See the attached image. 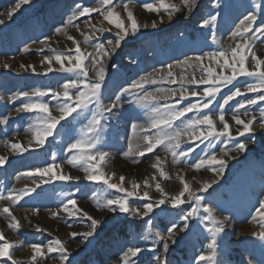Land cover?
<instances>
[{"label": "rangeland", "instance_id": "rangeland-1", "mask_svg": "<svg viewBox=\"0 0 264 264\" xmlns=\"http://www.w3.org/2000/svg\"><path fill=\"white\" fill-rule=\"evenodd\" d=\"M16 2L17 0H0V19L4 20V23L0 24V119L12 113L7 124H0V155H8L6 163L0 165V194L7 195L10 190H16L19 194V190L26 187H33L35 191L12 206V212L21 224L19 229L10 228V217L0 215V231L7 240L17 242L16 246L9 250L10 254L21 264H28L32 255L31 244L47 245L54 238L59 237L66 242L70 252L66 264H121L120 256L128 247L144 249L134 258L136 264H155L153 258L162 251V244L155 242L154 232L158 230L167 235V228L173 223L182 227L184 222L179 218L183 214L181 209L190 210L193 202L187 201L186 193L184 197L186 203L176 208L165 203L153 208V211L144 217L139 215L134 217L131 212L125 213L119 210L111 212L97 207V200L103 202L126 194L118 189L109 188L102 180L85 179V173L81 168L67 163L70 155L67 146L79 137L81 129L90 119V112L78 110L79 114L73 113L65 121H61L54 133L55 138L48 137L40 148L29 147L26 152L10 153V149L3 143L12 140L27 147L29 140L32 139L27 129L33 124L36 113H16L14 109L20 103L28 101L25 97L12 101L10 97L14 93L30 92L37 88L61 90V86L68 79L77 78L76 73L60 70V65L54 59L56 53L45 47L41 41L47 38L51 48L65 53L68 49H73L75 55L72 42L68 41L65 35L57 33L55 29L66 25L67 18L76 4L82 7L101 5V0H31L8 19L7 12ZM167 2L179 4L180 0H167ZM113 3L115 11L120 13L126 23L127 13L123 7L125 3L133 11L138 22L148 24L149 27L140 28L135 35L126 37L115 52L106 59L107 75L103 89L105 104L109 102L110 97L114 98V94L121 88L127 87L141 76L150 75L151 79L156 81L145 85L147 91L155 88H179V84L170 85L168 80L164 79L167 77L168 65H173V78L178 79L180 73L187 77L192 69L186 65L177 66L176 62L184 61L186 58L194 59L208 52L218 51L222 46L232 45L234 42L230 33L248 11H255L257 14L255 26L264 23V11L253 7L255 0H199V7L194 10L193 15L185 17L184 13H177L172 21L167 19V12L163 9L156 13L149 12L143 7L145 3H158V0H113ZM217 3L220 5L219 8L214 6ZM210 12L219 13L215 25V40L212 39V28L199 27L201 17L207 18ZM85 19L86 17H81L77 21L80 24V31L68 26V33L80 42L82 52L93 53L96 44L103 43L108 46V40H115L117 31L115 25L104 21L98 13H92L89 24L99 27L102 23L105 29L111 30L96 33L85 43L81 32L90 31L84 23ZM154 20L158 24L156 28L151 27ZM254 50L258 57L264 59V37L255 42ZM46 55L53 56L51 71H46L49 67L47 61L42 63ZM4 63L9 64L10 67H2ZM203 64L215 68L216 73L221 72V69L216 67L215 61H210L207 56ZM21 65H32L36 71L33 72L30 68L25 70ZM65 65L67 66V60ZM246 66H249L248 62ZM223 74L231 73L224 69ZM196 76L200 78L199 70L196 71ZM203 76L207 78V72H204ZM255 82V77L237 76L232 84L221 86L210 108L214 113H218L224 95L229 94L230 90L234 91L235 87L243 90L246 84ZM204 87L205 85L189 86V89L195 88L196 91L202 92ZM254 96L255 93L246 92L244 96H237L225 105V118L230 123L232 138L221 136L218 139L210 138L211 143L207 140L201 143L190 141L185 137V143L181 147L194 149L187 157L186 163L183 160L175 161L171 153L165 152L162 146L154 153H146L144 157L124 156L129 140L135 143L137 135H143L139 131L134 133L132 124H143L147 127L151 118L152 113L146 105L126 102L122 108L114 109L112 115L103 121L105 127L98 147L108 152L109 156L100 162V171L111 177L110 183H119V176L123 175L125 177L123 187L139 193L128 197L130 208H138L142 212L144 203L161 199L162 194L155 187L157 182L168 197L176 195L182 188L178 176H184L191 185V190L204 198L203 203L211 205L218 219L229 218L225 222V231L219 237L217 249L219 264H248L249 261L253 264H264V241L251 235L252 232L259 231V226L252 217L256 214L255 210L259 207V202L264 200V129L260 128L258 117L254 122L255 140L249 141L248 148L244 152H237L236 144L241 140H248L251 134L238 136L236 133L240 126L232 120L239 102L245 98L252 99ZM41 99L49 103L50 109L56 107L57 101L52 98L51 93ZM123 99L132 101L128 93H124ZM196 100L197 97L188 96L181 103L186 105ZM262 107L264 102L259 101L252 106L246 105L250 114H258ZM239 112L242 119H247L242 115L244 109H240ZM53 114L58 115L55 111ZM196 115V112L186 114L187 118ZM184 120L185 118L182 117L181 121ZM181 121H176V124L182 126ZM217 127L222 125L217 124ZM229 149L231 151H228ZM213 152L217 159L225 161L222 172H218L219 165L206 166L199 170L191 167L199 158H207ZM53 154H55V163L61 166L60 169L54 168L53 172L79 176L80 180L62 181L45 176L43 179L47 183H44L38 180V174L31 177L24 175L37 167L53 163ZM157 156L160 157L166 177H160L159 170L152 167L156 163ZM133 159H138L139 162L133 163ZM154 175L155 180L152 179ZM18 176L20 179H17ZM145 180L149 181L147 186L144 185ZM34 181L39 183L38 187ZM205 182L211 185L207 190L203 189ZM134 183L140 186L133 189ZM144 191L149 193V197H143ZM69 194H73L72 198L75 199L77 208L87 211L93 218L100 220L96 231L86 239L83 235L75 237L71 235L73 232L83 234L89 231L91 221L84 217L82 212L69 216L63 210L62 205L67 202ZM8 203V201H0V206ZM33 209L39 211L34 212ZM57 209L60 210L58 216H52L51 213ZM204 215L207 213L201 208L199 216L192 217L188 221L189 228L177 233V243L170 245L166 255L167 264H198L196 258L201 251L207 250L206 244L210 236L204 225L200 223V217ZM148 220L152 221V232L148 231ZM37 225L40 230H37ZM0 264H11V262L7 261L6 257H0ZM37 264H58V262L50 258L44 260L38 258Z\"/></svg>", "mask_w": 264, "mask_h": 264}, {"label": "snow or ice", "instance_id": "snow-or-ice-1", "mask_svg": "<svg viewBox=\"0 0 264 264\" xmlns=\"http://www.w3.org/2000/svg\"><path fill=\"white\" fill-rule=\"evenodd\" d=\"M31 0H17L14 7L7 12L8 19L13 17L23 5H27ZM219 8L217 3L214 5ZM124 10L127 13V23L121 18L119 12L115 11V5L113 0H101L100 7H82L80 4H76L71 10L70 15L67 18V23L63 27L55 29L57 33L66 36L68 41H71L74 45L73 49H68L65 53L59 49L51 48L46 38L45 41H41L45 47H48L52 52L56 53L54 56L55 61L60 65V70L70 73H76V79H68L61 86V90H41L39 88L32 91H22L14 93L10 99L16 101L19 97L27 98L26 103H20L18 107L14 109L16 113H36L35 119L32 125L29 126L27 131L31 134L32 139L29 140L28 146L23 147L17 142L12 140L3 141L5 146L10 149V153L26 152L29 147H42L48 137H53L56 133L57 125L61 124V121H65L67 117L73 113L79 114V112H90L91 116L88 123L81 129L80 135L74 142L68 144V156L67 163L73 167H79L85 173L84 178L91 181L102 180L109 188L118 189L120 192L125 193V196L116 197L114 199H108L106 201L97 200V207L107 209L111 212H131L132 216H148L153 211V208H158L160 205L168 203L173 208L178 207L181 204L186 203L184 197L187 193V201H192L190 210L183 211L180 215V220L183 221V226L179 227L176 223H173L171 227L167 228V235L162 234L156 230L154 232L155 242L162 244V251L157 254L153 259L155 264H167L166 255L169 252L170 245L177 243V233L184 232L189 228L188 221L192 217H197L200 214V209L203 208L207 215L200 217V223L204 225L207 232L210 234L208 242L206 244V251H201L197 256L198 264H219L217 260V249L219 247L220 234L225 231V222L229 219H218L215 216V211L210 204L203 203V197L197 195L191 190V185L185 180L184 176H178L182 188L179 192L171 197H168L164 193V189L160 183L157 182L155 187L162 194V198L158 201L143 204V211L138 208H130L128 197L139 195L136 191H129L123 187L125 177L119 176V183H110L111 177L106 176L100 171L99 164L103 162L109 153L103 151L101 147H98L101 143L102 135L104 132L103 121L111 116L114 109H120L126 102H135L138 104L146 105L152 115L147 124V127L143 124H132L133 132L139 131L143 135H137V142H133L131 139L128 143V149L124 152L125 157L135 156L144 157L146 153H154V151L162 146L165 152H170L173 159L177 162L183 160L187 162V157L194 151L192 147L183 149L181 146L185 143V137L190 141H209L210 138L218 139L221 136H227L232 138L233 133L230 129V123L225 118V105H228L237 96H244L246 92L255 93L254 98L247 99L239 102L238 109L232 116V120L235 124L240 126L237 130V135L243 137L245 133H250L248 140H241L236 144L235 151L244 152L248 148L249 141L255 140V127L254 122L259 117V125L261 129H264V107L260 108L258 114H250L246 108L257 104V102H264V59L258 57L254 50L255 42L264 37V23H260L259 26H255L257 23V14L255 11H248L246 15L240 19L239 23L235 26V29L230 33V37L234 42L232 45L222 46L220 50L214 52H208L205 55L197 56L193 58H186L184 61H177V66H187L192 69V72L186 77L183 73H180L177 78H173L172 68L173 65H168L167 77L170 85L179 84V88H155L152 91L145 90V85L156 83L151 76H141L138 80L132 81L127 87H123L119 92L114 94V98H109V102L105 104L103 102V89L106 83V59L115 52L116 48L120 46L121 42L130 35H135L140 28L149 27L148 24L139 23L137 17L133 14V11L129 8L128 4L123 5ZM143 7L149 12L159 13L161 9L167 12V19L172 21L177 13H184L185 17H189L194 14V10L199 7V0H180V3L167 2V0H158V3H145ZM256 9L264 11V0H255L253 5ZM92 13H98L103 17L104 21L109 24L115 25L117 29L115 34V40H108L107 45L103 43L96 44L94 46L95 51L93 53H84L81 51L80 42L75 36L68 33V26L80 31V24L77 22L81 17H86L84 23L90 29L89 32H81L84 37L85 43H87L93 35L96 33H103L110 31L111 29H105L101 23L99 27L95 24H89ZM217 14H208L207 18L201 17L199 27L212 28V39L215 40V25L217 21ZM163 17L161 18V23ZM4 20L0 19V24H3ZM151 27H158L157 22L154 20ZM43 51V49H39ZM205 56L210 61H215L216 67L221 69V72L216 73V69L204 65L203 61ZM67 60V66L65 65ZM47 61L49 67L46 71H51V64L53 56L46 55L43 61ZM87 61V63H85ZM248 62L249 66H246ZM4 68L10 67L9 64L4 63ZM21 67L28 70L29 68L35 72L36 69L32 65H21ZM115 67V66H114ZM230 71V75H224L223 70ZM201 73L200 78H197L196 71ZM90 72L92 75H90ZM207 72V78L203 76V73ZM244 75L249 77H255V83L246 84L243 90L240 87H235V90H230L229 94L224 95L223 102L219 104V112L214 113L210 108L213 101L216 100L217 95L220 92L221 86H227L232 84L236 80L237 76ZM205 85L202 92H198L195 88L189 89V86ZM51 93L53 99L57 101L56 107L50 109L49 103L44 102L41 98ZM124 93H128L132 97V101H125L123 99ZM188 96L197 97L194 103L182 104L181 101L185 100ZM35 97V99H33ZM169 100L174 102L169 103ZM93 107H89V106ZM240 109H244L242 113L247 119H242L239 112ZM79 110V112H78ZM57 112L58 115H54L53 112ZM196 112L197 115L192 118H187L186 114ZM107 114V115H106ZM12 113L4 116L0 119V124H7L9 122V116ZM185 118L181 121V118ZM176 121H181V125H177ZM217 124L222 127H217ZM62 126V125H61ZM152 130H155L154 132ZM151 133V134H149ZM198 147V145H197ZM224 151L223 149L221 150ZM228 151H231L229 149ZM225 154H227L225 152ZM8 160V155H0V165H4ZM133 163H138V159H133ZM225 161L217 159L215 152H213L207 158H199L195 163L191 165L192 168L199 170L204 167H214L219 165L218 172L223 171ZM60 165L55 163V154H53V163H49L44 167H37L31 172L26 173L29 177L38 174V180L47 183L43 178L49 176L50 178L72 181L80 180L79 176H72L61 172L57 174L53 172V169H60ZM153 168L159 170L160 177H166L164 168L161 166L160 157H156V163L152 165ZM17 179H20L18 176ZM156 179L155 175L152 177ZM36 186H39L37 181H34ZM148 180L144 181V185L147 186ZM139 184H133V189L138 188ZM211 185L207 182L203 184V189L207 190ZM35 191L33 187H26L19 190L17 194L16 190H10L7 195L0 194V201H8L9 203L0 206V215H6L10 217L9 227L17 230L21 227V224L17 217L12 212V206L17 205L24 196L30 192ZM78 191V189H77ZM73 194H69L67 202L62 205V208L69 216H75L78 212H82L84 217H87L91 221L90 230L79 234L76 232L71 233L73 237L77 235H83L86 239L93 235L97 226L100 224V220L93 218L87 211H83L76 206L75 199L72 198ZM143 197H149L147 191L143 192ZM72 206L71 208L69 206ZM75 209V210H73ZM34 212H38V209H33ZM59 209L51 213L56 217L59 214ZM255 215L252 217L253 221L259 226V231L252 232L251 235L259 238L260 241H264V200L259 202V207L255 210ZM179 215V214H178ZM149 232H152V221L148 220ZM37 230H40L39 225L36 226ZM17 242L9 241L5 238L4 233L0 231V257H6L7 261L11 264H21L17 259H14L10 254V249L16 246ZM32 255L28 264H37L38 258L44 260L50 258L58 264H66L68 261L70 252L67 248L66 242L59 237L54 238L47 245L31 244ZM144 251L141 247H128L126 251L120 256L121 264H136V258ZM55 254V255H52ZM248 264H253L249 261Z\"/></svg>", "mask_w": 264, "mask_h": 264}, {"label": "trees", "instance_id": "trees-1", "mask_svg": "<svg viewBox=\"0 0 264 264\" xmlns=\"http://www.w3.org/2000/svg\"><path fill=\"white\" fill-rule=\"evenodd\" d=\"M105 240H106V238H105Z\"/></svg>", "mask_w": 264, "mask_h": 264}]
</instances>
